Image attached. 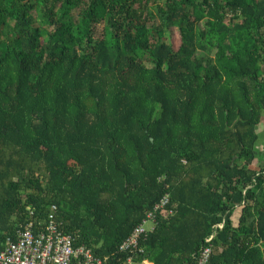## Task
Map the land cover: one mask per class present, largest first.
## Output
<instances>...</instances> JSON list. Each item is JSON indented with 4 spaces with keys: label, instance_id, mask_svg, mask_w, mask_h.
<instances>
[{
    "label": "trees",
    "instance_id": "16d2710c",
    "mask_svg": "<svg viewBox=\"0 0 264 264\" xmlns=\"http://www.w3.org/2000/svg\"><path fill=\"white\" fill-rule=\"evenodd\" d=\"M62 3L0 0V242L53 206L106 264H264V0Z\"/></svg>",
    "mask_w": 264,
    "mask_h": 264
},
{
    "label": "built area",
    "instance_id": "2783aa9c",
    "mask_svg": "<svg viewBox=\"0 0 264 264\" xmlns=\"http://www.w3.org/2000/svg\"><path fill=\"white\" fill-rule=\"evenodd\" d=\"M168 198L161 199L155 207V211L161 214L172 215L167 209ZM55 207H51L43 221H34L32 213H29V220L19 225L14 231L12 238H6L0 242V264H106L92 256L89 249L85 247H74V239L64 234L60 224L55 220ZM150 222L152 227L149 230L144 228ZM155 225V216L147 214L142 223L135 227L126 240L120 245L119 251L129 253H141L139 241L146 234L152 232ZM211 239V238H210ZM211 248L201 250L196 264H208ZM124 264H133L128 258Z\"/></svg>",
    "mask_w": 264,
    "mask_h": 264
},
{
    "label": "rangeland",
    "instance_id": "374dc122",
    "mask_svg": "<svg viewBox=\"0 0 264 264\" xmlns=\"http://www.w3.org/2000/svg\"><path fill=\"white\" fill-rule=\"evenodd\" d=\"M69 4L62 3L59 7L64 11L65 17L62 19V23L70 26L75 33H84L83 19L86 17V0H69ZM150 13L153 16H156V7L151 6L149 8ZM34 15V14H33ZM35 19H37L35 17ZM103 24L96 25L94 27L93 35L95 38H100ZM165 42L171 45L174 49H176L179 45L178 35L175 30H172L169 34L165 36ZM261 135L264 134V113L262 115V124L258 128ZM263 138V136H262ZM261 145V144H260ZM254 169L262 168V164H253ZM152 227L150 222H147L144 226L146 230H149Z\"/></svg>",
    "mask_w": 264,
    "mask_h": 264
},
{
    "label": "crops",
    "instance_id": "0c3cea01",
    "mask_svg": "<svg viewBox=\"0 0 264 264\" xmlns=\"http://www.w3.org/2000/svg\"><path fill=\"white\" fill-rule=\"evenodd\" d=\"M141 264H151L148 261H143Z\"/></svg>",
    "mask_w": 264,
    "mask_h": 264
}]
</instances>
